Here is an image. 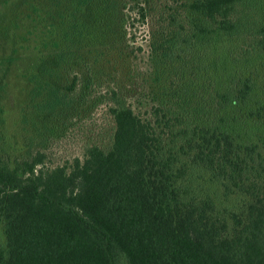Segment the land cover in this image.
<instances>
[{
    "label": "trees",
    "instance_id": "obj_1",
    "mask_svg": "<svg viewBox=\"0 0 264 264\" xmlns=\"http://www.w3.org/2000/svg\"><path fill=\"white\" fill-rule=\"evenodd\" d=\"M263 3L13 0L0 13V264H264ZM138 21L149 109L111 88L107 139L49 163L40 140L92 85L73 92L76 72H61L112 54L117 23Z\"/></svg>",
    "mask_w": 264,
    "mask_h": 264
},
{
    "label": "rangeland",
    "instance_id": "obj_2",
    "mask_svg": "<svg viewBox=\"0 0 264 264\" xmlns=\"http://www.w3.org/2000/svg\"><path fill=\"white\" fill-rule=\"evenodd\" d=\"M13 0H8L4 3L0 0V13L10 9ZM264 8V3H263ZM118 22L117 25L122 30H126V37L117 41H122L116 46V50L112 54H104L97 59H86L85 62L80 60L70 67H66L60 74L63 83L67 84L72 80L73 74L76 72L77 80L74 85L73 92L86 90L83 95L88 94V89H83L85 77L88 74L92 75V82L89 86V94L84 98V104L70 111L64 116L59 125L54 129L53 133L47 136L44 140H40L38 147L47 151L49 155V163H62L73 156L81 154L83 146L92 141H105L111 131L112 120L107 113V103H110L111 88L114 87L120 90L124 95L125 101H131L135 106L149 109L150 102L147 100V67H148V41H149V26L141 22H135L134 26L123 27ZM112 29H115V24L112 23ZM108 29V28H107ZM130 29V31H129ZM30 35V45L27 47L29 53H37L34 38ZM141 46V49H139ZM2 52V47H0ZM86 55V54H85ZM98 65L102 71H90L91 61ZM20 68H17L18 71ZM70 71V73H67ZM10 91L11 98L9 101H16L9 105L14 109H18V103L23 100V89L26 87L25 78L20 72L10 76ZM72 92V91H71ZM72 92V93H73ZM23 102L19 103L22 105ZM15 105V106H14ZM7 123L13 125L15 119V110L9 111ZM63 116V115H62ZM44 141V143H43ZM39 143V142H37ZM2 234L0 230V242Z\"/></svg>",
    "mask_w": 264,
    "mask_h": 264
}]
</instances>
